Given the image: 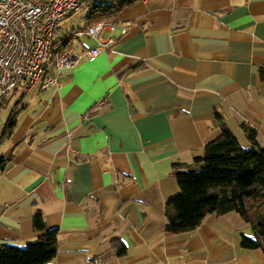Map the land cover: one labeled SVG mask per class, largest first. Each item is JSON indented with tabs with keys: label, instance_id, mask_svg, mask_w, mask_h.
Segmentation results:
<instances>
[{
	"label": "crops",
	"instance_id": "crops-1",
	"mask_svg": "<svg viewBox=\"0 0 264 264\" xmlns=\"http://www.w3.org/2000/svg\"><path fill=\"white\" fill-rule=\"evenodd\" d=\"M107 21L110 49L0 109V248L36 240L39 212L59 231L51 264H264L236 212L165 230L173 166L204 155L218 116L264 147V0H142Z\"/></svg>",
	"mask_w": 264,
	"mask_h": 264
},
{
	"label": "trees",
	"instance_id": "trees-1",
	"mask_svg": "<svg viewBox=\"0 0 264 264\" xmlns=\"http://www.w3.org/2000/svg\"><path fill=\"white\" fill-rule=\"evenodd\" d=\"M140 1H100L89 12V25L113 19ZM218 118L221 133L207 143L204 155L192 164L173 166L180 193L167 203L165 230L171 235L190 233L209 214L236 212L254 231V237H243V249L264 251V147L256 132L243 126L251 142L250 148H244L223 119ZM3 168L1 161L0 170ZM34 228L36 240L23 247L5 244L0 248V264L52 263L58 254V228L48 227L39 212L34 216ZM125 252V245L118 244V255Z\"/></svg>",
	"mask_w": 264,
	"mask_h": 264
},
{
	"label": "built area",
	"instance_id": "built-area-1",
	"mask_svg": "<svg viewBox=\"0 0 264 264\" xmlns=\"http://www.w3.org/2000/svg\"><path fill=\"white\" fill-rule=\"evenodd\" d=\"M103 0H0V109L6 99H21L41 85H58L64 69L75 67L82 57L94 60L112 47L102 41L115 23L100 21L65 37H57L59 25L75 13L89 12ZM129 24L122 23L123 33ZM84 37L98 45L80 54L74 43Z\"/></svg>",
	"mask_w": 264,
	"mask_h": 264
},
{
	"label": "rangeland",
	"instance_id": "rangeland-1",
	"mask_svg": "<svg viewBox=\"0 0 264 264\" xmlns=\"http://www.w3.org/2000/svg\"><path fill=\"white\" fill-rule=\"evenodd\" d=\"M89 12L75 13L67 17L63 22L60 23L57 37H65L81 28H86V25L89 24Z\"/></svg>",
	"mask_w": 264,
	"mask_h": 264
}]
</instances>
